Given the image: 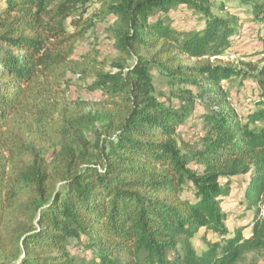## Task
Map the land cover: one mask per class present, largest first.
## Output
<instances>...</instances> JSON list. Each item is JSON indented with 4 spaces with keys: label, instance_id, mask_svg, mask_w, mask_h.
<instances>
[{
    "label": "trees",
    "instance_id": "obj_1",
    "mask_svg": "<svg viewBox=\"0 0 264 264\" xmlns=\"http://www.w3.org/2000/svg\"><path fill=\"white\" fill-rule=\"evenodd\" d=\"M92 1L0 0V262L247 264L264 256V68L258 94L238 111L223 83L243 73L219 61L238 19L214 16L213 0H96L93 16ZM232 1L264 24V0ZM179 10L203 29L173 27L167 18ZM111 17L114 71L91 56L75 61L78 43ZM71 72L92 79L87 91L99 102L89 112L61 100ZM154 73L168 97L156 94ZM194 120L201 129L188 139L180 130ZM243 178L231 232L225 203L231 180ZM200 232L218 240L198 254Z\"/></svg>",
    "mask_w": 264,
    "mask_h": 264
},
{
    "label": "rangeland",
    "instance_id": "obj_2",
    "mask_svg": "<svg viewBox=\"0 0 264 264\" xmlns=\"http://www.w3.org/2000/svg\"><path fill=\"white\" fill-rule=\"evenodd\" d=\"M212 14L220 18H237L239 21L238 34L232 41V47L225 53L219 61L224 65H229L243 74L232 78L230 81L223 83V88L230 94V101L234 104L238 111L241 110L242 104L248 99H254L260 90L258 80L259 72L264 68V24H254L253 15L250 8L242 6L239 2L232 0H213ZM89 14L96 15L99 12L100 6L93 0L90 4ZM224 7L222 11L220 7ZM167 22L173 23V27L182 30H202L204 27L203 21L193 15L190 10H179L171 14L167 18ZM113 18H109L105 24H97L84 40L80 41L77 46L74 60L82 62L86 56H91L106 66V71H114L113 62L119 57L118 52L114 47V39L109 32L113 26ZM257 53L260 56L249 58L248 54ZM251 62V67L248 63ZM196 61H191L190 64H196ZM245 73V74H244ZM156 94L160 96H169V87L166 79L159 73L153 75ZM70 81L69 88L62 95L63 104L70 111L85 110L90 111L96 103L99 102V97L94 93H89L87 87L92 83L91 78L82 76L77 72H71L68 75ZM246 100V101H245ZM81 103L87 106H79ZM202 108V106H201ZM201 126L194 120L189 125L182 127L180 131L188 139L193 135L198 134ZM227 181V180H224ZM231 197L225 203V209L230 212L231 223L229 225L231 232L234 231L238 218L242 215V210L238 206V194L240 195L248 178L232 179ZM261 216L264 219V206L261 209ZM242 225H248V220ZM252 226L244 231V235L248 237L251 233ZM203 232H200L192 240V244L198 254H201L208 249V242L217 241L215 235L208 234L206 240H203ZM0 264H3L0 262ZM247 264H264V256H254L249 259Z\"/></svg>",
    "mask_w": 264,
    "mask_h": 264
},
{
    "label": "built area",
    "instance_id": "obj_3",
    "mask_svg": "<svg viewBox=\"0 0 264 264\" xmlns=\"http://www.w3.org/2000/svg\"><path fill=\"white\" fill-rule=\"evenodd\" d=\"M250 102H251V99H248V100H247V103H250Z\"/></svg>",
    "mask_w": 264,
    "mask_h": 264
}]
</instances>
